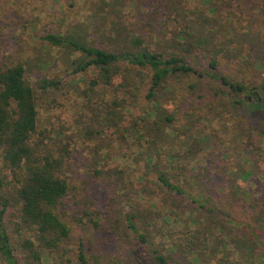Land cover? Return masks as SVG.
<instances>
[{
	"label": "trees",
	"instance_id": "1",
	"mask_svg": "<svg viewBox=\"0 0 264 264\" xmlns=\"http://www.w3.org/2000/svg\"><path fill=\"white\" fill-rule=\"evenodd\" d=\"M233 1L98 0L82 20L40 33L44 49L32 58L5 55L0 158L14 181L8 190L0 172L6 264H43V256L70 264L74 252L78 264H264V186H247L256 171L264 178V123L238 128L235 142L213 126L226 106L244 108L254 89L245 70L263 66L260 54L248 50L253 40L232 37L237 30L229 15L217 13ZM56 61L68 75L82 73L73 81L84 84L75 93L94 159H108L109 148L118 157L94 171L107 180L106 205L74 203L69 214V140L63 142V131L38 130L37 96L28 79ZM37 84L57 88L59 80L40 76ZM258 87L264 91V75ZM6 211L15 231L26 235L19 244L23 258L3 226ZM65 218L113 236L114 249L88 255L78 244L72 251Z\"/></svg>",
	"mask_w": 264,
	"mask_h": 264
},
{
	"label": "rangeland",
	"instance_id": "2",
	"mask_svg": "<svg viewBox=\"0 0 264 264\" xmlns=\"http://www.w3.org/2000/svg\"><path fill=\"white\" fill-rule=\"evenodd\" d=\"M97 1L0 0V58H2L0 61L3 62L5 55H10L12 61L19 59V57L22 59L24 57L32 58L36 49H44V45L38 41L40 33L46 30L55 31L57 28H64L66 22L82 20L85 16L90 15ZM202 1L190 0V3L201 4ZM217 13L229 15L228 18L232 21V26L237 30V34L232 37L248 36L253 40L247 44L248 50L253 57L260 54L263 61V66L255 65V67L245 70L246 84L254 87L245 95L248 103L243 106L244 108L226 106L228 110L223 112L222 122H214L213 124L216 128L215 132L227 139L229 136L232 137L240 127L264 123V91L258 87L264 75V0H234L231 6L223 5L217 10ZM51 52V55H56L55 49H52ZM236 68L237 63L233 60L229 70L232 72ZM202 69L207 68L203 67ZM40 74L35 72L28 76L37 96L38 130H45L46 133H52L53 136L55 132L63 131L67 137V139H62L63 142L69 140L68 149L71 156L69 157L68 175L70 176L71 190L68 197L65 198L67 213L69 214L73 208H76L74 203L82 204L91 199L98 201L101 205H106L105 203L109 201L107 180L104 179L103 175H98L94 171L99 168L107 169L113 165L114 161L118 160V157H116L117 152L113 148H109L107 149L108 153H106L108 159L104 160V156H102L97 161L93 155L94 142L83 137L87 118L81 110V98L77 97L75 92L84 87V84L78 81V85H75L77 81H73V79L78 80L82 73L68 75L63 65L56 61L47 71L42 70ZM40 76L58 79V87L41 88L37 84V77ZM224 90H227V87ZM253 92L257 94L255 95ZM215 103L216 109L223 106L219 100ZM248 106L250 107L249 113L247 111ZM233 115L236 116L232 118ZM222 125L226 126V134H224L226 131ZM53 136L52 141H47L54 142ZM55 139H58L57 136ZM232 141L235 142L233 137ZM59 142L63 143L62 141ZM233 142L231 146H234ZM116 146L117 144H114V148ZM228 155L230 159L234 156L231 151ZM123 163L125 162L123 161ZM128 163L130 168H135V164L130 163V161ZM0 172L4 175L5 187L11 191L14 185L13 176L9 170L1 167V158ZM255 174L257 177H251L253 180L251 179L247 184L251 190L264 186L263 176L257 171ZM216 179L221 180L219 176H216ZM78 213L81 212L78 211ZM65 219L71 229L66 245L72 251L76 249L78 244L83 245L88 255L89 253H101L103 255L114 249L115 238L107 235L105 231H95L90 224L76 226L74 221L69 218ZM3 223L14 246V253L22 257L19 244L26 235L15 231L14 220L9 215V211L5 212ZM75 253L71 254L73 261L70 264H78ZM42 260L43 264H51L53 261L46 256H43ZM0 264H6L1 255Z\"/></svg>",
	"mask_w": 264,
	"mask_h": 264
},
{
	"label": "flooded vegetation",
	"instance_id": "3",
	"mask_svg": "<svg viewBox=\"0 0 264 264\" xmlns=\"http://www.w3.org/2000/svg\"><path fill=\"white\" fill-rule=\"evenodd\" d=\"M253 94H255V95H256L257 93H256V92H253ZM248 99H249V97H248Z\"/></svg>",
	"mask_w": 264,
	"mask_h": 264
}]
</instances>
